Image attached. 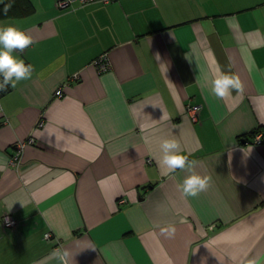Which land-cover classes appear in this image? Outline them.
<instances>
[{"label": "crops", "instance_id": "1", "mask_svg": "<svg viewBox=\"0 0 264 264\" xmlns=\"http://www.w3.org/2000/svg\"><path fill=\"white\" fill-rule=\"evenodd\" d=\"M59 1L0 0L34 41L0 91V264H264V0ZM222 73L242 89L218 99ZM173 139L210 178L197 198L158 167Z\"/></svg>", "mask_w": 264, "mask_h": 264}, {"label": "clouds", "instance_id": "2", "mask_svg": "<svg viewBox=\"0 0 264 264\" xmlns=\"http://www.w3.org/2000/svg\"><path fill=\"white\" fill-rule=\"evenodd\" d=\"M10 7V5L5 6V14ZM33 43L34 41L29 35L15 27L9 26L0 29V78H2L0 79V91H7L9 85L16 88L18 82L31 79L33 67L25 65V62L14 53L17 50L23 52ZM212 85L211 93L218 99H225L231 95L233 90L242 89L241 81L237 76L223 73L212 81ZM160 149L163 152V158L157 163L162 173L174 174L177 170L189 173L179 185L183 197L197 198L209 187L210 178L196 174L197 161L189 160L187 156L181 155V146L176 140H164ZM161 231L171 238L175 235L176 229L170 225ZM58 253L59 250L53 252L52 255L57 256L62 264H69L70 253L68 251H63L62 254Z\"/></svg>", "mask_w": 264, "mask_h": 264}, {"label": "built area", "instance_id": "3", "mask_svg": "<svg viewBox=\"0 0 264 264\" xmlns=\"http://www.w3.org/2000/svg\"><path fill=\"white\" fill-rule=\"evenodd\" d=\"M80 4L82 5H87V4H91V3H95V2H102V3H109L111 0H77ZM76 2V0H60L57 3V8L61 9V10H65L70 8L74 3ZM92 66L96 69L97 73L102 74L105 73L109 70V64L107 61V58L105 55L95 59L92 62ZM80 79V75L79 74H75L73 77H71L69 79L70 81H79ZM56 95L58 98H61L63 96V91L62 89H60L59 91L56 92ZM199 107L194 106L191 107L189 109V112L191 114V117L193 118V120H196L197 118V111H198ZM44 123L41 122L39 124V128L43 127ZM33 143V139H30L27 143H18L15 148H16V153L14 154L13 158L10 161V164L13 166H16L18 163H20L21 161V153L22 150L24 149V147L27 144H32ZM255 144L260 145L262 144V135L261 134H257L255 136ZM3 225L5 228H12L15 227L17 224V221L11 216V215H5L3 217ZM50 234L46 235V238H49Z\"/></svg>", "mask_w": 264, "mask_h": 264}, {"label": "trees", "instance_id": "4", "mask_svg": "<svg viewBox=\"0 0 264 264\" xmlns=\"http://www.w3.org/2000/svg\"><path fill=\"white\" fill-rule=\"evenodd\" d=\"M4 1V4H8V3H10V0H3ZM20 1V0H19ZM22 1V0H21ZM24 1V0H23ZM0 9H2L1 10V12L3 13V14H5V12H4V9H3V5H0ZM259 132V131H258ZM257 132V133H258ZM256 134V133H255Z\"/></svg>", "mask_w": 264, "mask_h": 264}]
</instances>
